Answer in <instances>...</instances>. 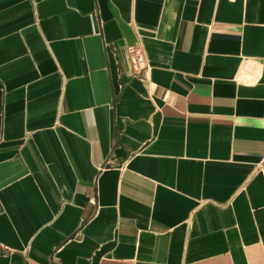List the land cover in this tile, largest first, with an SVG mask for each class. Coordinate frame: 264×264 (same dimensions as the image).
I'll return each mask as SVG.
<instances>
[{
    "label": "crops",
    "instance_id": "crops-1",
    "mask_svg": "<svg viewBox=\"0 0 264 264\" xmlns=\"http://www.w3.org/2000/svg\"><path fill=\"white\" fill-rule=\"evenodd\" d=\"M0 264H264V0H0Z\"/></svg>",
    "mask_w": 264,
    "mask_h": 264
},
{
    "label": "built area",
    "instance_id": "built-area-1",
    "mask_svg": "<svg viewBox=\"0 0 264 264\" xmlns=\"http://www.w3.org/2000/svg\"><path fill=\"white\" fill-rule=\"evenodd\" d=\"M128 52L131 57L133 69H142L145 66V59L140 49L136 47H128Z\"/></svg>",
    "mask_w": 264,
    "mask_h": 264
}]
</instances>
